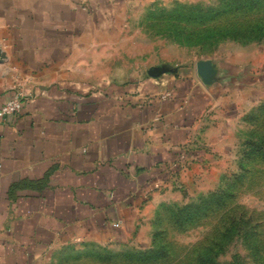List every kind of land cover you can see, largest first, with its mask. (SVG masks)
<instances>
[{"label":"crops","instance_id":"crops-1","mask_svg":"<svg viewBox=\"0 0 264 264\" xmlns=\"http://www.w3.org/2000/svg\"><path fill=\"white\" fill-rule=\"evenodd\" d=\"M137 1L0 0V264L134 236L181 149L200 132L224 141L239 101L215 61L206 76L199 61L140 81L104 73ZM17 87L23 110L4 116Z\"/></svg>","mask_w":264,"mask_h":264},{"label":"rangeland","instance_id":"rangeland-1","mask_svg":"<svg viewBox=\"0 0 264 264\" xmlns=\"http://www.w3.org/2000/svg\"><path fill=\"white\" fill-rule=\"evenodd\" d=\"M105 55L104 73L119 81L215 61L239 103L222 117L220 147L194 138L134 236L61 244L47 264H264V0H138Z\"/></svg>","mask_w":264,"mask_h":264},{"label":"built area","instance_id":"built-area-1","mask_svg":"<svg viewBox=\"0 0 264 264\" xmlns=\"http://www.w3.org/2000/svg\"><path fill=\"white\" fill-rule=\"evenodd\" d=\"M173 91H165L163 93V97L167 98L172 96ZM29 95L28 92H26V90L22 87H17L14 95L9 98L2 106H1V112L4 116H15L19 113L22 112L23 107L25 105V101L27 96ZM193 141L192 140L188 145L184 146L183 149H181V151L179 152L178 155V161H179V166L183 168V166H185L187 164V158L188 156L192 157V154L190 152V149L192 147H194L193 145Z\"/></svg>","mask_w":264,"mask_h":264},{"label":"water","instance_id":"water-1","mask_svg":"<svg viewBox=\"0 0 264 264\" xmlns=\"http://www.w3.org/2000/svg\"><path fill=\"white\" fill-rule=\"evenodd\" d=\"M199 71L203 74V76H206L208 74V68L210 69V61L200 60L198 62ZM176 67H170V66H157L153 65L148 70L147 73L151 77H159L167 72H174L176 71Z\"/></svg>","mask_w":264,"mask_h":264},{"label":"trees","instance_id":"trees-1","mask_svg":"<svg viewBox=\"0 0 264 264\" xmlns=\"http://www.w3.org/2000/svg\"><path fill=\"white\" fill-rule=\"evenodd\" d=\"M255 149H258L259 151H260V150H263V149H261V148H258V147H256ZM262 152H263V151H262Z\"/></svg>","mask_w":264,"mask_h":264}]
</instances>
